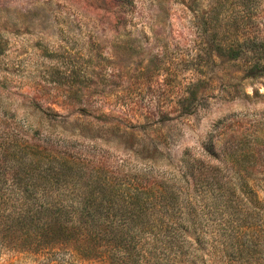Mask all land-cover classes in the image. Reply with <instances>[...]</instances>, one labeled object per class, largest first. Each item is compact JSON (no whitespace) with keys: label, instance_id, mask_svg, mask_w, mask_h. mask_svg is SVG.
Wrapping results in <instances>:
<instances>
[{"label":"rangeland","instance_id":"1","mask_svg":"<svg viewBox=\"0 0 264 264\" xmlns=\"http://www.w3.org/2000/svg\"><path fill=\"white\" fill-rule=\"evenodd\" d=\"M0 148L143 182L202 179L217 148L227 177L233 153L264 148V0H0ZM0 264L87 263L0 247Z\"/></svg>","mask_w":264,"mask_h":264},{"label":"trees","instance_id":"2","mask_svg":"<svg viewBox=\"0 0 264 264\" xmlns=\"http://www.w3.org/2000/svg\"><path fill=\"white\" fill-rule=\"evenodd\" d=\"M261 62L255 55V75ZM0 150L4 250L66 251L87 264H264V182L247 179L250 160L264 176V148L233 153L227 177V154L208 148L204 178L172 182L120 178L51 149Z\"/></svg>","mask_w":264,"mask_h":264}]
</instances>
